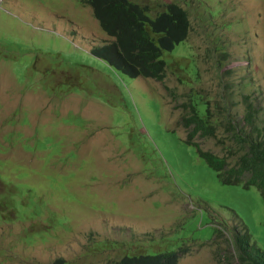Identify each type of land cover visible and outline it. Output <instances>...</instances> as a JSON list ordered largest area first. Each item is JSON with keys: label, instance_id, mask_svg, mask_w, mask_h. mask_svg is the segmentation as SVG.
<instances>
[{"label": "rangeland", "instance_id": "374dc122", "mask_svg": "<svg viewBox=\"0 0 264 264\" xmlns=\"http://www.w3.org/2000/svg\"><path fill=\"white\" fill-rule=\"evenodd\" d=\"M131 1L151 17L169 3L188 14L162 81L91 53L113 38L86 0H0V264L167 251L219 264L227 236L264 251L261 190L221 182L184 124L198 93L218 126L191 140L229 164L242 145L224 116L243 135L251 103L264 126V0Z\"/></svg>", "mask_w": 264, "mask_h": 264}, {"label": "trees", "instance_id": "16d2710c", "mask_svg": "<svg viewBox=\"0 0 264 264\" xmlns=\"http://www.w3.org/2000/svg\"><path fill=\"white\" fill-rule=\"evenodd\" d=\"M93 16L98 20L103 32L113 39L91 48V53L109 66L130 77L153 78L162 81L165 76L166 61L163 54L185 40L189 31V18L185 9L177 3H169L163 10L151 17L146 5L131 0H86ZM197 94V95H196ZM194 97V98H192ZM189 112L184 120L187 143L195 145L199 155L213 167L221 182L232 184L243 179V183L254 184L264 196V126L256 120L251 103L244 114L245 132L232 125L224 116L226 124L233 130V135L240 140L241 154L229 164L224 156L211 151L201 150L192 138L199 133L203 136L214 134L218 124L210 103L198 93L190 95ZM220 108L217 106L216 109ZM225 110L226 115L229 110ZM239 146V147H240ZM245 234H247L245 232ZM221 230H216L211 244H219ZM248 239H230L227 236L228 251H216L219 264H264V251L247 243ZM250 241V240H249ZM184 251L183 248H181ZM186 249V248H185ZM179 252V251H178ZM178 252L167 251L158 254L125 255L113 264H177ZM55 264H65L58 258Z\"/></svg>", "mask_w": 264, "mask_h": 264}]
</instances>
